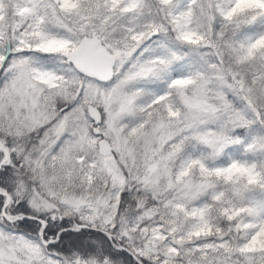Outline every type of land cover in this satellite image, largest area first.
<instances>
[{"label":"snow or ice","instance_id":"1","mask_svg":"<svg viewBox=\"0 0 264 264\" xmlns=\"http://www.w3.org/2000/svg\"><path fill=\"white\" fill-rule=\"evenodd\" d=\"M0 264H264V0H0Z\"/></svg>","mask_w":264,"mask_h":264}]
</instances>
